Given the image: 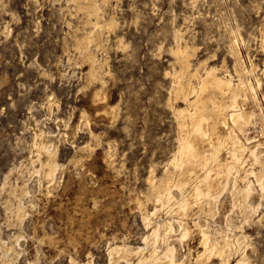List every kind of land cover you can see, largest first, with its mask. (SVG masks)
<instances>
[{
    "label": "rangeland",
    "instance_id": "374dc122",
    "mask_svg": "<svg viewBox=\"0 0 264 264\" xmlns=\"http://www.w3.org/2000/svg\"><path fill=\"white\" fill-rule=\"evenodd\" d=\"M104 15L113 16L117 22L109 33L102 32L103 46L95 55L107 61L104 91L108 103L117 106L114 116L96 115V109L106 103L93 104L90 99L93 89L86 79L89 66L84 51L77 47V40L90 26L77 3L0 0V236L5 239L14 230L20 232L26 252L12 264L34 260L36 247L43 253L36 264H83L89 259L107 264L109 243L134 246L141 241L147 230L132 198L148 192L149 170L153 167L155 175H160L178 143V118L168 101L175 84L173 72L178 70L170 50L176 46L177 33L182 35L180 42L188 45L193 66L204 60L205 66L220 67L224 59L235 83L232 43L245 66L250 68V61L256 64L254 71L243 76L252 82L257 75L262 79L258 101L248 94L256 115L245 135L261 136L264 51L258 34L264 28V0H108ZM218 72L224 74L222 68ZM82 109L88 112L91 127L98 133V145L91 155L85 154L82 166H74L69 160L75 148L62 135L71 130L57 120L71 117V124L75 123ZM31 121L49 131L57 145L58 159L66 165L65 181L48 194L45 183L39 191L38 183L30 181L29 186L36 189L35 211L23 225H11L4 210L7 187L1 189V185L10 171L9 179L14 183L19 171L26 172L22 159L32 142ZM88 140L93 144L88 131L79 130L77 145ZM110 141L115 153L107 163L103 157ZM80 181L91 185L103 181L117 193L94 191L96 201L90 193L83 197L80 203L91 210L90 239L70 241L67 234L82 217L73 208ZM261 202L260 211L254 214L243 215L237 208L228 215L235 224L233 233L246 236L245 255L250 264H264V198ZM144 203L148 210L153 208L145 198ZM200 215L211 231L222 229L220 217L214 220L207 213ZM43 231L56 235V242H40ZM194 236L188 240L192 253L198 246V236ZM231 258L234 264L239 254L233 253Z\"/></svg>",
    "mask_w": 264,
    "mask_h": 264
},
{
    "label": "bare ground",
    "instance_id": "6f19581e",
    "mask_svg": "<svg viewBox=\"0 0 264 264\" xmlns=\"http://www.w3.org/2000/svg\"><path fill=\"white\" fill-rule=\"evenodd\" d=\"M74 1L87 15L86 23L90 26L77 40V47L84 51L89 66L86 79L93 89L90 99L93 104L106 103L96 109L95 114L114 116L117 106L108 103L104 91L105 75L109 72L104 66L106 59L97 58L95 52L103 46L102 32L109 33L117 21L113 16L104 15L108 0ZM175 37L176 46L170 50L175 55L178 70L173 72L175 84L169 90L168 101L178 118V143L160 175H155L153 167L149 170L146 177L148 192L132 196L131 203H135L139 209L147 232L134 246L109 243L107 264H231L233 253L239 254L234 264H250L245 255L246 236L233 233L235 224L228 215L237 208L243 215L247 212L254 214L264 198V122L260 121L262 141L258 135V138L245 135L246 127L256 115L255 108L250 106L248 94L258 99L257 90L262 79L258 75L254 76L253 82L244 79L245 74L256 69V64L250 61V68L245 66L233 43L230 52L235 60L233 70L237 74L236 83L224 59L220 67L205 66L207 61L204 60L193 66L188 45L180 42L182 35L177 33ZM258 41L264 51V28L259 31ZM219 68L223 69V75L219 74ZM95 82L99 85H94ZM179 101L182 104L173 105V102ZM70 118L59 119L57 122H62L65 128L71 130L70 133H62L64 140L75 148L69 163L82 166L85 154L89 152L91 155L98 145V133L91 127V119L85 109L81 110L75 123L71 124ZM36 122L31 121L32 142L27 155L22 159L26 172L23 173L21 169L14 183L9 179L10 171L4 176L1 185V189L7 187L4 210L11 225L20 226L35 211L33 192L36 189L29 186L30 181L38 183L39 191L42 183H45L47 194L65 181L66 165L58 159V147L49 131L46 132ZM81 129L88 131L90 139L94 140L93 144L88 140L77 145L75 139ZM113 146L110 141L109 149L105 151L103 160L107 163L113 160ZM97 190L114 195L117 193L104 185L103 181L93 185L87 181L78 182L73 208L74 212L80 211L82 217L76 228L73 231L70 229L67 234L70 241L90 239V209L86 203L80 202L88 193L96 201L94 191ZM142 197L152 203L153 210L146 208ZM201 213L211 215L214 220L220 217L222 229L211 231L208 221L201 218ZM68 218L74 221L73 216L69 215ZM43 232L38 239L40 242H56V235ZM194 235L198 236V246L195 253H192L188 240ZM22 240L23 235L15 230L5 239L0 236V264H12L24 253ZM41 254L42 251L36 247L35 259L27 261L26 258L27 262L24 263L36 264ZM83 264L95 263L89 259Z\"/></svg>",
    "mask_w": 264,
    "mask_h": 264
}]
</instances>
